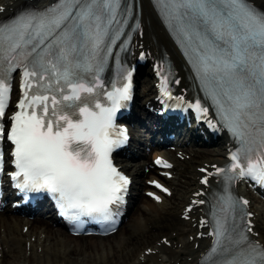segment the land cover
<instances>
[{"label": "snow or ice", "instance_id": "1", "mask_svg": "<svg viewBox=\"0 0 264 264\" xmlns=\"http://www.w3.org/2000/svg\"><path fill=\"white\" fill-rule=\"evenodd\" d=\"M156 3L223 125L240 144L228 166L213 165L214 172L201 169L207 172L202 184L211 176L224 183L223 192L214 196L208 233L214 239L205 264H264V244L251 239L252 214L244 208L248 201L229 191L233 182L246 177L264 186V11L249 0ZM119 7L120 0H57L49 9L0 25V62L6 65L0 68V121L10 93L7 74L23 67V98L7 136L14 145L15 186L22 192L48 193L69 221L79 224L88 217L107 223L106 231H115L129 183L113 166L111 154L127 139L123 130L117 134L115 114L129 98L131 76L106 93L110 106H104L96 99L99 77L87 81L82 74L93 71L101 51H111L105 42L112 25L121 23ZM119 35L117 30L111 43ZM194 107L207 114L199 100ZM4 132L0 123V141ZM156 163L171 167L160 159ZM3 167L0 151V173ZM207 224L201 221L200 226Z\"/></svg>", "mask_w": 264, "mask_h": 264}, {"label": "bare ground", "instance_id": "2", "mask_svg": "<svg viewBox=\"0 0 264 264\" xmlns=\"http://www.w3.org/2000/svg\"><path fill=\"white\" fill-rule=\"evenodd\" d=\"M30 1H34L36 5L41 6L44 4L49 5L54 0ZM250 1L257 7L260 6L264 9V0ZM20 2V0H0V7L2 5L6 6L8 11L15 8ZM142 7V23L143 29H145V37L135 40L139 43L144 42L145 45H150L147 39H149V36H152L153 40L156 41V44L154 43L155 45L152 47L155 53H162L159 50L160 46H163V49L170 52L168 38H166L163 28L160 27L153 16L151 7H149L146 0H143ZM175 62L178 63L181 71L182 67L179 60H175ZM149 89L150 87L146 88L145 91ZM190 153H194V151H189L187 154L189 155ZM221 157L222 150L218 147L205 149L204 153L200 156L194 154L193 158L189 161L183 162L179 160V168L176 170V181H172V185L176 186V196L170 198L169 203H163L158 206L153 205L142 196L138 197L136 202L140 201L141 205L131 213L132 215L125 225L127 229L124 232L122 230L118 231L116 235L105 239L97 237L72 238L62 228L54 227L44 222H40L39 226L34 223L30 226L29 231L24 233L22 225L26 223L22 219L11 216V211H8V214L1 213L0 264H63L66 261L84 264L82 260L84 261L83 258L86 257L87 253L89 260L92 261L88 264H95L98 260H101V264H113V262H116V264H127L128 261H135L139 257H144L145 260L167 258V261L162 264H194L198 257L197 255H202L210 245L209 241L205 239L200 240L196 237L202 231L195 223L182 221L184 225L178 227L172 218L176 217V213L174 212L179 208L178 204L181 201V203L185 202L186 198L183 196L190 192V187L195 183L194 177L197 175L195 167L199 166L195 162L219 160ZM196 191V188H192L191 194ZM257 211L259 210L257 209ZM257 219L262 222L259 216ZM52 220L55 221V219ZM150 227L156 233L151 234L149 232ZM168 228L173 230V232L177 231L180 234V238L177 241L173 239L174 237L168 240L171 246L158 245V239L166 236ZM257 230L261 232L264 239V224H258ZM165 232L166 234H164ZM144 238L145 243L141 244L139 241ZM149 247L155 249L158 253L155 255L151 253L149 256H146L143 254L144 251H142L135 254L137 249L139 251ZM129 248L131 249L129 250ZM96 252L98 253L97 255L95 254ZM130 253L135 255L130 257ZM91 254L93 255V259ZM78 257L83 258L80 261ZM96 264L99 263L97 262Z\"/></svg>", "mask_w": 264, "mask_h": 264}, {"label": "rangeland", "instance_id": "3", "mask_svg": "<svg viewBox=\"0 0 264 264\" xmlns=\"http://www.w3.org/2000/svg\"><path fill=\"white\" fill-rule=\"evenodd\" d=\"M142 81H143V80H142ZM174 221L178 222V221L175 220V219H174ZM126 229H127V228L124 227V228H123V232H124V230H126ZM156 230H157V229H156ZM168 230H170V228H168L167 231H168ZM167 231H166V232H167ZM149 232H150L151 234L156 233V231H155V230L152 231V229H150ZM166 232H165L164 234H166ZM154 239H156V237H154ZM154 239H152V240H154ZM139 242H140L141 244L145 243V238H144V239H141V241H139ZM141 248H142V247H141ZM130 249H131V248H129V250H130ZM138 249H140V247H138ZM138 249H137V251L135 252V254L138 252ZM131 254H133V253H130V256H131ZM87 255H88V253H87ZM91 256H92V255H91ZM113 264H116V262H113ZM117 264H118V263H117Z\"/></svg>", "mask_w": 264, "mask_h": 264}]
</instances>
